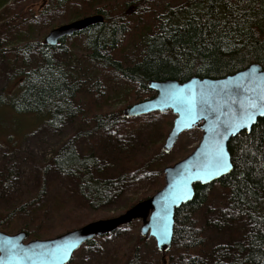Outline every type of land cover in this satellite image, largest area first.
Instances as JSON below:
<instances>
[{"label": "trees", "instance_id": "obj_1", "mask_svg": "<svg viewBox=\"0 0 264 264\" xmlns=\"http://www.w3.org/2000/svg\"><path fill=\"white\" fill-rule=\"evenodd\" d=\"M42 1L55 9L75 7H67V21L94 14H101L104 21L62 39L60 47L42 41L17 46V24L8 13L15 2L0 0V67L11 79L21 78L12 94L2 92L0 104L18 115L32 114L54 128L76 120L84 128L42 167L37 194L0 219L2 231L18 229L31 238L74 223L79 208L104 207L121 185L148 180L150 194L162 187L166 165L162 142L174 116L154 112L128 119L120 111H109L104 100L99 105V94L112 84L130 87L139 102L154 95L147 88L149 81L218 79L252 63L264 70V0H125L116 3L119 10H113L116 0ZM128 10H132L129 15ZM76 37H83L87 62L98 70L91 89L56 59L61 51L68 53L65 44ZM228 152L232 170L211 185L195 184L192 200L176 210L167 253L152 244L147 254H141L142 245L137 244L124 264H163L162 256L164 264H264V117L249 132L232 138ZM47 167L69 180L68 197L50 196ZM9 181L10 174L2 185ZM214 184L225 191L226 199L215 210L212 226L228 234L210 247L198 216ZM21 213L27 218L25 224L10 227ZM28 222L42 224L43 233L36 234ZM95 239L82 248H92ZM139 240L147 244L145 238Z\"/></svg>", "mask_w": 264, "mask_h": 264}, {"label": "water", "instance_id": "obj_2", "mask_svg": "<svg viewBox=\"0 0 264 264\" xmlns=\"http://www.w3.org/2000/svg\"><path fill=\"white\" fill-rule=\"evenodd\" d=\"M101 14L89 15L52 28L43 44L56 47L63 38L73 36L96 24ZM147 88L154 95L125 108L124 118H135L154 112L174 116L162 144L168 154L180 135L195 128L201 136L193 151L183 159L163 168V185L151 196L138 201L120 215L89 222L50 239L29 240L24 231L15 234L0 232V264H67L74 252L97 237L115 233L135 220L141 221L139 235L153 239L158 252L170 249L174 215L194 196L193 186L211 185L232 170L229 141L240 132H249L264 110V70L256 63L218 79L191 77L179 82L173 79L149 81ZM250 101L259 107L246 127L239 119ZM226 167H218V161ZM165 263V256H162Z\"/></svg>", "mask_w": 264, "mask_h": 264}, {"label": "rangeland", "instance_id": "obj_3", "mask_svg": "<svg viewBox=\"0 0 264 264\" xmlns=\"http://www.w3.org/2000/svg\"><path fill=\"white\" fill-rule=\"evenodd\" d=\"M8 1L11 3L15 2V5L11 4L12 7L8 13L12 17H15L13 21L17 24L16 28L18 30L14 31L17 34V46H21L25 42H41L52 28L76 20L72 19L71 21H67L69 12L66 10L67 7L75 8L69 4L61 9H55L56 6H48L42 0ZM123 1L125 0H116L113 3V10H119L120 7L116 5ZM165 1L173 2L175 0H161V3ZM9 2L7 5H9ZM131 13L132 10H128V15ZM30 16L34 18L31 19ZM28 27H31V29H28ZM1 33L5 34L7 31L5 32L3 30ZM65 45L67 46L65 50L68 48V53L61 51L60 54L56 55V59L62 65L64 64L62 67L64 70L71 71L72 74H77V77L82 80L86 88L91 89L94 78L98 76V70L93 69L89 65L90 63L87 62L86 56L84 55L83 37H76L73 41H68ZM125 49L130 54L131 49L129 47ZM20 80L21 78L19 76H14L11 79L0 67V96L3 91L7 94H12L18 88ZM133 94V89L121 82L112 84L110 90L102 95L99 94V105L104 100L109 111L122 112L128 106L138 102L134 101ZM84 100H88L89 102V98ZM91 110H94L93 107H91ZM83 129L78 120L66 121L61 126L54 128L44 124L42 121H38L32 114L18 115L10 107L0 104L1 220L5 219L6 213H9L10 210L12 211L28 198L37 194L42 177V167L49 164L50 158L57 148ZM200 136L201 132L195 130L188 131V133L185 132V134L181 135L173 149L166 154L165 166L172 165L190 154L198 144ZM9 174L10 181L6 186H3V180ZM45 179L49 186L48 190H51L50 196H69L68 184L71 185V183H69L68 179L59 176L51 168L49 169V167L46 169ZM150 188L151 184L148 180H137L131 184L121 185L114 191V195L110 197L104 207L90 210L79 208V211H77L78 216L74 219V223L71 222L68 225H64L66 223L60 224L56 230L52 227L42 237H28L27 240L50 239L67 231L82 227L89 222L116 217L137 203L140 198H146L152 192H149ZM154 193H151L150 196ZM225 199V191L214 184L211 186V190H209L207 204L198 216V224L205 231L210 247L222 241V236L228 234V232H223V234L219 233L212 226V223L215 221V210L225 202ZM26 220L27 218H24V213L17 214L10 227L18 228V226L25 224ZM208 221H210V224L206 225ZM30 224L33 226L32 230L36 234L41 235L43 233L42 224ZM130 224L129 227H125L117 233L108 235L106 238L100 237L95 239L96 243L90 249L81 247L73 254L68 264H124L137 244L142 245L141 254L144 252L147 254L150 248L148 245L154 244L153 239L145 238L147 240L146 245L140 243L139 228L141 221L135 220ZM20 231L22 230L16 229L13 232H4L0 229V232L6 234H15Z\"/></svg>", "mask_w": 264, "mask_h": 264}, {"label": "snow or ice", "instance_id": "obj_4", "mask_svg": "<svg viewBox=\"0 0 264 264\" xmlns=\"http://www.w3.org/2000/svg\"><path fill=\"white\" fill-rule=\"evenodd\" d=\"M258 107L259 106L254 101L249 102L248 106L244 109L242 115L240 116V119H239L240 127H246L247 122L253 120V117ZM260 114L264 115V110H261ZM226 166H227L226 161H224L223 159L218 161V167H226Z\"/></svg>", "mask_w": 264, "mask_h": 264}, {"label": "flooded vegetation", "instance_id": "obj_5", "mask_svg": "<svg viewBox=\"0 0 264 264\" xmlns=\"http://www.w3.org/2000/svg\"><path fill=\"white\" fill-rule=\"evenodd\" d=\"M63 39H64V38H63ZM61 40H62V39H61ZM61 40H60V41H61ZM60 41H59V45H57L56 47H60V43H61Z\"/></svg>", "mask_w": 264, "mask_h": 264}]
</instances>
